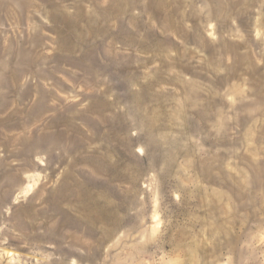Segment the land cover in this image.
Masks as SVG:
<instances>
[{
    "label": "rangeland",
    "instance_id": "374dc122",
    "mask_svg": "<svg viewBox=\"0 0 264 264\" xmlns=\"http://www.w3.org/2000/svg\"><path fill=\"white\" fill-rule=\"evenodd\" d=\"M0 264H264V0H0Z\"/></svg>",
    "mask_w": 264,
    "mask_h": 264
}]
</instances>
